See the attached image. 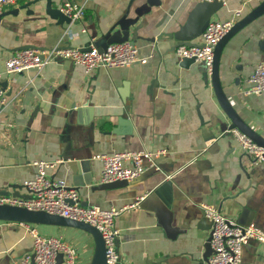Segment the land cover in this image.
Wrapping results in <instances>:
<instances>
[{"label":"crops","instance_id":"1","mask_svg":"<svg viewBox=\"0 0 264 264\" xmlns=\"http://www.w3.org/2000/svg\"><path fill=\"white\" fill-rule=\"evenodd\" d=\"M30 1L18 0L0 20L2 70L22 46L99 48L96 41L102 39L106 48L112 26L130 18H136L131 36L139 26L144 38L136 44L150 57L146 63L91 73L59 58L41 70L4 73L0 193L30 196L24 182L36 172L33 161L60 160L49 175L77 189L83 205L122 208L146 195L141 207L124 209L116 219L119 264H208L204 205L242 221L253 214L252 223L264 230V163L252 162L236 139L223 133L229 121L206 80V65L182 67L175 52L182 41L163 34L186 25L196 9L205 17L237 23L263 1L159 0L149 13L138 15L148 0H76L86 7L84 19L63 25L46 14L44 1L25 7ZM64 1L54 0V5ZM202 35L183 43L199 44ZM263 35L264 14L230 36L219 73L238 114L264 138V94L244 93L256 64L264 61ZM130 150L164 151L157 158L159 169L125 187H103V163L95 156ZM235 156H243L249 175L234 167ZM34 225L72 244L79 264H92L91 234L70 226ZM32 249L26 224L0 220V264H13ZM242 258L245 264H264V243L251 239Z\"/></svg>","mask_w":264,"mask_h":264},{"label":"built area","instance_id":"2","mask_svg":"<svg viewBox=\"0 0 264 264\" xmlns=\"http://www.w3.org/2000/svg\"><path fill=\"white\" fill-rule=\"evenodd\" d=\"M17 1L0 0V15ZM199 1L213 2L215 0ZM60 9L71 19V22L82 21L86 15L85 5L76 0H65ZM241 13L242 10L239 9L235 11L234 16L238 17ZM234 24L235 20L211 19L202 35L201 43H180L175 49L177 56L180 59L195 58V62L204 63L209 76H211L216 46L230 32ZM85 31L84 28L83 32ZM70 35L71 32H69ZM149 57L143 55L140 47L130 40L111 43L102 51L96 45H92L88 49L81 47L17 49L5 61V70L0 67V109L5 103L4 73L19 74L30 68L41 70L47 63L58 58L79 64L84 67L86 73H91L99 67H130L137 63H146ZM248 82L249 87L244 91L245 94H264V61L256 64ZM224 132L231 134L236 139L243 153L252 162L264 163V146L258 144L238 127L227 128ZM163 152L118 151L111 154L99 153L95 158L103 163V183L117 180H126L131 183L147 171L159 169L157 158ZM59 162L61 161H33L32 164L36 167V172L31 179L24 182V186L30 191V197L0 194V204L46 211L95 226L105 241L107 264H119L120 254L117 249V238L120 231L116 226V219L124 209L141 207V202L146 195L137 197L135 202L122 208L106 209L99 205H83L80 203L77 189L49 175V169L54 168ZM204 212L206 217L212 220L209 233L213 252L209 257V264H245L242 258L243 246L251 239L264 243V230L255 224H242L238 219L226 216L213 205H204ZM24 224L28 226L33 239V249L24 257L15 259L13 264H58L60 253L64 256V264H79L78 250L72 244L60 236L42 233L34 224Z\"/></svg>","mask_w":264,"mask_h":264},{"label":"water","instance_id":"3","mask_svg":"<svg viewBox=\"0 0 264 264\" xmlns=\"http://www.w3.org/2000/svg\"><path fill=\"white\" fill-rule=\"evenodd\" d=\"M45 2L44 4V10L48 16H50L53 19H56L59 24H65L70 23L71 19L65 15L61 9L60 6L54 5V0H31L25 7H29L32 4H37L40 2ZM148 5H145L142 7L141 10H138L137 13L140 15L143 11L146 13H149L150 9H148L152 5H156L159 3V0H148ZM13 12V11H11ZM16 12V11H15ZM32 12H34L32 10ZM6 14V12H3V14L0 15V20L2 17ZM264 14V1L256 7L252 12H250L246 17L238 21L234 24L232 29L229 33H227L218 43L215 49V58H214V64L212 69V75L209 76L207 69H206V80L208 84L211 86L215 93L216 100L220 106V109L225 113L226 117L228 118V123L226 127L223 130L224 131L227 128H233L238 127L243 132L247 133L249 136H251L258 144L264 146V138L261 137L256 131H254L238 114L234 106L232 105V102L229 99V96L227 94V90L223 84V80L220 77L219 73V65H220V56L221 51L226 44L227 40L232 36L238 29L242 28L243 26L247 25L254 19L258 18ZM212 18L209 16H206L203 14L200 10H195L194 13L189 17L188 21L186 22V25H183L178 31L176 32H163V34H167L170 37H177L182 42L189 41L191 39H194L198 36H201L206 27L208 26L210 20ZM136 18H130V19H122L118 21L116 24H114L110 30V36L107 38L106 43H120L130 40L131 42L136 44V40L142 39L144 37L138 35V29L139 26L134 29L133 34L131 36V27L135 26ZM262 26H258L256 28V32L260 30ZM148 39V38H147ZM102 39H97L96 44L99 45V49L102 51L104 49V46H102ZM259 46L262 51H264V35L262 37V40L259 43ZM27 47H34L32 45L30 46H22L19 47V49H24ZM90 47H87L88 49ZM195 63V58H184L181 60L180 65L184 68L189 69L192 64ZM3 86L6 87V82H3ZM90 113V118L93 119V113L92 109H88ZM230 154L227 153V156ZM235 159L233 160L234 167L240 168L242 172L248 174L247 167L243 162V156H235ZM235 161V162H234ZM129 182L126 180H117L113 182H107L103 183L102 186L105 188H118V187H125L128 186ZM4 194V193H0ZM11 194V193H8ZM15 195V194H12ZM21 196V195H16ZM25 197V196H23ZM30 197V196H27ZM72 202V201H70ZM204 214V220H202V226H204L205 229H208L210 231L212 227V220L208 219ZM251 214L246 221H242L241 216L239 217L238 221L242 224L248 225L253 222ZM0 220L10 221V222H19V223H28V224H41V225H57V226H70V227H76L80 228L89 234L92 235L95 243V254L93 257L92 264H107V257H106V247H105V241L101 234V232L93 225L86 223L84 221H78L73 220L70 218L63 217L61 215H56L52 213H48L46 211H40V210H30L25 207L20 206H13L8 204H0ZM211 235L209 233L207 244H206V253H205V260L209 264V257L211 256L213 250L211 248L210 244ZM64 256L62 253L58 256V264L63 263Z\"/></svg>","mask_w":264,"mask_h":264}]
</instances>
